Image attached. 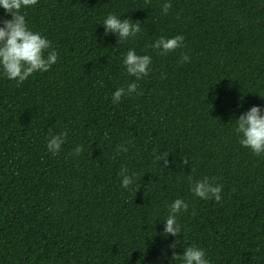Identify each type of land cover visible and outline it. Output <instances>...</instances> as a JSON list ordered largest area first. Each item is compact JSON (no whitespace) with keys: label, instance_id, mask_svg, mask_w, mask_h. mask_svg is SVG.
I'll return each instance as SVG.
<instances>
[{"label":"trees","instance_id":"trees-1","mask_svg":"<svg viewBox=\"0 0 264 264\" xmlns=\"http://www.w3.org/2000/svg\"><path fill=\"white\" fill-rule=\"evenodd\" d=\"M161 4L39 0L23 10L59 56L22 84L0 74V264H180L175 240L178 254L196 245L211 264H264V156L234 133L235 119L264 109V0H172L167 15ZM109 13L141 22L140 34L117 45L104 34ZM10 19L0 9V24ZM175 35L184 48L148 47ZM130 48L152 57L151 71L139 95L113 104L134 80L122 64ZM65 131L52 155L50 133ZM121 167L136 173L128 189ZM203 177L223 185L219 203L191 192ZM177 198L189 204L182 236L164 239Z\"/></svg>","mask_w":264,"mask_h":264},{"label":"clouds","instance_id":"clouds-1","mask_svg":"<svg viewBox=\"0 0 264 264\" xmlns=\"http://www.w3.org/2000/svg\"><path fill=\"white\" fill-rule=\"evenodd\" d=\"M39 0H0V9L11 16L10 20H4L0 24V74L8 80L22 84L33 74L47 73L57 63L59 53L52 47L51 41L40 32L32 30L26 20V12L23 10L32 8ZM172 0H162L161 15H167L172 8ZM101 24V23H100ZM105 36L109 34L117 37V45L126 42L130 38L137 37L141 32V22L133 21L131 17H122L109 13L102 22ZM185 37L175 35L171 38L160 36L148 47L154 49L158 55H167L177 49L185 47ZM181 63H190L191 58L187 53H181ZM152 57L150 55H138L134 48H130L122 57L123 67L130 77L126 86L118 87L112 93V103L119 104L122 98L139 95L138 82L147 77L151 71ZM234 133L239 138V144L257 157L264 156V109L253 106L235 119ZM68 133L60 132L51 134L46 142V149L52 155L60 152L67 142ZM131 141L121 142L116 146V151L127 153ZM84 151L83 145H77L71 152L74 157H79ZM164 163L168 166L167 157ZM187 161H182L186 164ZM121 187L128 189L136 183V173H129L127 167H121L119 171ZM195 197L200 200H214L219 203L222 199L223 185L217 182L215 177H203L195 180L190 188ZM189 204L183 198H177L167 205V217L162 222V237L182 236L183 226L178 222V216L187 212ZM180 246V241L175 240L168 247L172 249V261L180 264H211L205 249L196 245L183 247V254H178L174 249Z\"/></svg>","mask_w":264,"mask_h":264}]
</instances>
